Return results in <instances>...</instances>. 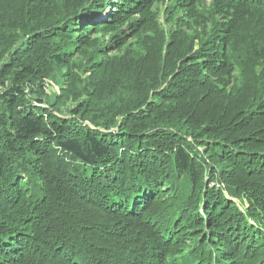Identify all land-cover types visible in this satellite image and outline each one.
<instances>
[{"label":"trees","instance_id":"1","mask_svg":"<svg viewBox=\"0 0 264 264\" xmlns=\"http://www.w3.org/2000/svg\"><path fill=\"white\" fill-rule=\"evenodd\" d=\"M140 1L0 0V264H264V44Z\"/></svg>","mask_w":264,"mask_h":264},{"label":"rangeland","instance_id":"2","mask_svg":"<svg viewBox=\"0 0 264 264\" xmlns=\"http://www.w3.org/2000/svg\"><path fill=\"white\" fill-rule=\"evenodd\" d=\"M146 1H148L149 3L153 2L152 9L156 11H144L142 15L133 13V15L127 17L128 22L132 23V30H135L136 26H139V28L140 27L144 28L146 26L150 27L152 23L156 25L155 21L158 20L162 23V25L165 24L168 27V29H170V25L176 24V21L173 20V18L170 16V14L167 11L165 12V18H162L161 11L157 12L158 8H161L162 10L164 6H167V9L171 8L172 11L175 10V14H176L175 19H183L187 21V23L193 22L196 25V27L199 28V31L200 30L213 31L217 27L219 23V19L222 17V15L227 13L226 4H225L226 0H215V2L212 3L213 5L209 3H211L214 0H166L165 2H163L162 0H141L139 5L142 4L146 5ZM193 4L194 7L192 9V12H189L184 8V7L190 8ZM237 6L241 10V13L243 14V17H241V21L238 24L239 35H241L240 42H248L250 40L251 42H253V40L256 38L257 40L260 39L264 44V0H240L239 2H237ZM245 9H249L251 11L255 10V12L258 14V18L255 13L245 14L244 11H242ZM152 12H155V14L153 15ZM197 17L199 18L197 20L202 22L201 25H198L196 23ZM101 18H102V14H99L98 18L95 17V20L93 22H95L96 20L100 21ZM100 23L101 22H99L98 24ZM125 28L126 29L129 28V25ZM125 28H120L117 31L118 32L121 31L122 33L123 31H126L124 30ZM190 29H192V27L190 28L188 27L185 30L190 31ZM110 31L113 30L111 29ZM102 33H104L103 29H98L95 33H93V36L97 35L99 40H101L100 42L101 46L106 47V46H111V44L116 45L115 43L112 42L113 41L111 39L112 33L110 35L109 34L101 35ZM130 34H132V32H130ZM147 34H153V32L148 30ZM244 37L247 39L246 41L242 40ZM231 40L236 41L237 39L233 38ZM113 51L114 53L115 52L121 53V51L119 50H113ZM113 51H111V53ZM58 88L60 87L56 85H52L49 87L48 91L56 92L57 90H59Z\"/></svg>","mask_w":264,"mask_h":264}]
</instances>
